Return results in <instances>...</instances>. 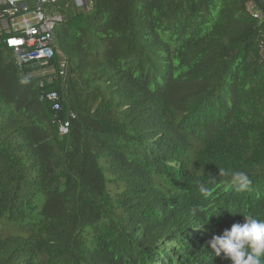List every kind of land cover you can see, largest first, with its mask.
<instances>
[{
  "label": "trees",
  "instance_id": "obj_1",
  "mask_svg": "<svg viewBox=\"0 0 264 264\" xmlns=\"http://www.w3.org/2000/svg\"><path fill=\"white\" fill-rule=\"evenodd\" d=\"M43 7L45 62L0 28V264H231L213 234L264 220V0Z\"/></svg>",
  "mask_w": 264,
  "mask_h": 264
},
{
  "label": "built area",
  "instance_id": "obj_2",
  "mask_svg": "<svg viewBox=\"0 0 264 264\" xmlns=\"http://www.w3.org/2000/svg\"><path fill=\"white\" fill-rule=\"evenodd\" d=\"M56 1L58 0H0V28L8 32L18 29L22 31L19 35L5 38L6 46L18 54L19 64L27 60L45 62L53 55L56 47L54 28L62 17L59 14H46L43 5ZM73 1L84 5L88 0ZM254 16L257 18L260 14L255 12ZM260 43L264 46V38ZM48 97L58 100L55 92L49 93ZM54 107L58 108L57 102ZM68 127V120L61 121L60 133H66Z\"/></svg>",
  "mask_w": 264,
  "mask_h": 264
},
{
  "label": "clouds",
  "instance_id": "obj_3",
  "mask_svg": "<svg viewBox=\"0 0 264 264\" xmlns=\"http://www.w3.org/2000/svg\"><path fill=\"white\" fill-rule=\"evenodd\" d=\"M250 184L246 173H231V186L237 191L247 190ZM199 192L205 197L210 194L203 183L199 184ZM199 212L198 206L190 209L193 216ZM243 216L242 223L235 222L222 234H213L208 244L217 257L227 259L231 264H264V220L251 215Z\"/></svg>",
  "mask_w": 264,
  "mask_h": 264
},
{
  "label": "rangeland",
  "instance_id": "obj_4",
  "mask_svg": "<svg viewBox=\"0 0 264 264\" xmlns=\"http://www.w3.org/2000/svg\"><path fill=\"white\" fill-rule=\"evenodd\" d=\"M33 1H34V0H33ZM31 2H32V0H31ZM75 4H76V5H79L80 3H76V2H75ZM29 16H31V14H30ZM47 71H48L47 69H45V70H41V71H39V74H41V73L43 74L44 72L47 73Z\"/></svg>",
  "mask_w": 264,
  "mask_h": 264
}]
</instances>
